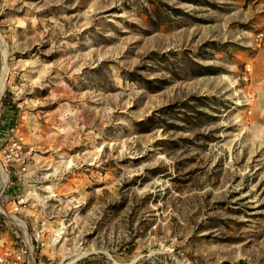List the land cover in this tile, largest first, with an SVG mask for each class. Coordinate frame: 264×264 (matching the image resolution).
Returning <instances> with one entry per match:
<instances>
[{"label": "rangeland", "instance_id": "1", "mask_svg": "<svg viewBox=\"0 0 264 264\" xmlns=\"http://www.w3.org/2000/svg\"><path fill=\"white\" fill-rule=\"evenodd\" d=\"M0 38L4 239L47 219L36 264H264V0H0Z\"/></svg>", "mask_w": 264, "mask_h": 264}, {"label": "built area", "instance_id": "2", "mask_svg": "<svg viewBox=\"0 0 264 264\" xmlns=\"http://www.w3.org/2000/svg\"><path fill=\"white\" fill-rule=\"evenodd\" d=\"M262 35L263 34H260V36ZM4 186H6V181L3 183V190ZM22 201L23 199L17 200L18 203ZM13 203L15 204L14 201ZM15 210H17V208ZM5 215V210L0 206V228H7V225L4 223L5 221L2 219ZM17 221H19L21 225L18 224ZM49 225H51L49 221L44 219L40 225L41 228H39L38 225H31L28 227L21 219H15V222L9 227L10 234L6 232L10 235V238L4 239L3 232L0 231V264H36L37 251L40 250L41 246L44 244V230H47V226ZM56 233L57 231L54 230L49 234L50 237L48 241L50 243H56L59 240L60 234L56 239Z\"/></svg>", "mask_w": 264, "mask_h": 264}, {"label": "bare ground", "instance_id": "3", "mask_svg": "<svg viewBox=\"0 0 264 264\" xmlns=\"http://www.w3.org/2000/svg\"><path fill=\"white\" fill-rule=\"evenodd\" d=\"M1 40V38H0ZM2 41V40H1ZM7 68L5 70H3V73L0 77V99L3 95V92L5 90V87H6V83H7V78H8V72H7ZM6 173V172H5ZM1 174V173H0ZM1 176V175H0ZM21 224V223H20Z\"/></svg>", "mask_w": 264, "mask_h": 264}]
</instances>
